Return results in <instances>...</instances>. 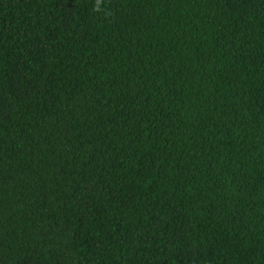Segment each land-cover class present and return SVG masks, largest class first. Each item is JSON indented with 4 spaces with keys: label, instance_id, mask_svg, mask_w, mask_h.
Segmentation results:
<instances>
[{
    "label": "trees",
    "instance_id": "16d2710c",
    "mask_svg": "<svg viewBox=\"0 0 264 264\" xmlns=\"http://www.w3.org/2000/svg\"><path fill=\"white\" fill-rule=\"evenodd\" d=\"M0 264H264V0H0Z\"/></svg>",
    "mask_w": 264,
    "mask_h": 264
}]
</instances>
